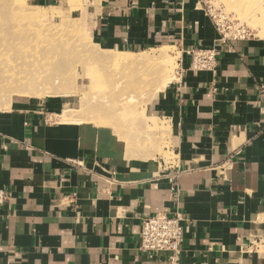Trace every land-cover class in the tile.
I'll use <instances>...</instances> for the list:
<instances>
[{"label":"crops","instance_id":"obj_1","mask_svg":"<svg viewBox=\"0 0 264 264\" xmlns=\"http://www.w3.org/2000/svg\"><path fill=\"white\" fill-rule=\"evenodd\" d=\"M111 51L173 44L179 76L152 111L171 161L130 155L107 128L56 120L57 102L0 110V264H170L140 250L142 221L181 213L180 264H264V38L222 42L193 0H104ZM215 48L216 73L189 52Z\"/></svg>","mask_w":264,"mask_h":264},{"label":"rangeland","instance_id":"obj_2","mask_svg":"<svg viewBox=\"0 0 264 264\" xmlns=\"http://www.w3.org/2000/svg\"><path fill=\"white\" fill-rule=\"evenodd\" d=\"M2 1L5 5H0V15L10 25L8 30L0 25V33L4 32L0 34V49H9L11 40L14 53L9 49L12 65L0 69V110L10 109L13 101L31 100L34 105L57 102L54 113L59 115L55 117L59 122H85L107 128L128 154L171 161L166 121L158 118L152 109L162 92L178 77L182 53L177 46L162 44L140 51L102 48L93 30L104 0ZM193 1L212 21L219 37L222 30L230 37L241 30L244 35L264 38V0L257 3L259 8L254 12L248 5L249 18L240 14L231 0ZM16 5L22 6L18 9H22V15L26 14L24 20L16 11V18L20 19L2 15L6 11L3 6L15 9ZM17 34L22 36L21 40ZM17 40L27 46L24 51L19 52L15 47ZM34 75L39 88H57L61 94L29 97L14 93L21 88L18 80L28 83L29 79L35 80ZM21 76L25 79H20Z\"/></svg>","mask_w":264,"mask_h":264},{"label":"built area","instance_id":"obj_3","mask_svg":"<svg viewBox=\"0 0 264 264\" xmlns=\"http://www.w3.org/2000/svg\"><path fill=\"white\" fill-rule=\"evenodd\" d=\"M224 25V24H223ZM219 26V24H217ZM219 27H223L220 25ZM249 36L237 31L233 37L220 31V40L228 42L232 39H244ZM191 57L190 68L198 72H210L215 74L218 67V53L215 48H195L189 52ZM179 74V70H178ZM179 76V75H178ZM260 92L264 96V86ZM5 195L0 194V204L5 200ZM184 222L181 213L173 216L158 213L147 217L142 221L140 250L148 255L154 253H169L170 264H180L182 256V244L184 242Z\"/></svg>","mask_w":264,"mask_h":264},{"label":"bare ground","instance_id":"obj_4","mask_svg":"<svg viewBox=\"0 0 264 264\" xmlns=\"http://www.w3.org/2000/svg\"><path fill=\"white\" fill-rule=\"evenodd\" d=\"M250 0H231V5L232 6H238V11H239V13L241 14V13H243V15L244 16H248V18H249V15H248V11H247V7H249L248 5H251L252 6V9H251V12H254V11H252V10H256V9H258L259 7L257 6V3L260 1V0H252V2H249ZM15 3H16V1H15ZM15 3H13V5H15ZM0 5H5V2L4 1H2V0H0ZM19 6V5H18ZM17 5L15 6V9L12 7V6H3L4 8H5V13L4 14H2V15H6L7 14V18L8 19H15V20H17V19H20V18H16V13L17 14H19L20 16H21V20H24L25 19V16H26V14H24V15H22V13H20V10H22L21 8H20V10L18 9L19 7H18ZM22 7V6H21ZM258 7V8H257ZM19 11H18V10ZM243 9V10H242ZM14 11H16V13L14 12ZM250 11V10H249ZM1 14V13H0ZM253 18V17H252ZM255 19V18H254ZM255 20H257V18L255 19ZM256 22V24H258L259 23V25H261L260 24V22L258 21V23H257V21H255ZM256 24H254V25H256ZM0 25H3L4 26V28L5 29H7L8 30V25H10V24H8V23H6V21H5V23L3 22V16H1L0 15ZM14 26H17V25H14ZM13 26V27H14ZM1 35H3L4 34V32H1L0 33ZM18 35V34H17ZM19 36V40H21L22 39V36H20V35H18ZM19 40H17V43L15 44V47L16 48H18L19 49V52H22V51H24L26 48H27V46H24V45H22V43H18V42H21V41H19ZM12 43H13V41H9V49L13 52V50H12V48H11V46H12ZM9 49H6V48H4V49H0V69H3L4 70V68L5 67H8V66H11L12 65V63H9L10 62V59H11V56H10V50ZM95 50V49H94ZM95 52H96V50H95ZM14 53V52H13ZM6 56H8V58H7V60L6 61H3V58H5ZM103 55H101V57H102ZM10 57V58H9ZM102 59H104V58H102ZM112 59V58H111ZM125 61H126V59H125ZM129 60L127 59V61L126 62H128ZM125 62V63H126ZM9 63V64H8ZM124 63V64H125ZM119 64V63H118ZM123 64V63H122ZM3 75H4V71H3ZM34 78H35V80L34 79H29V82L28 83H22V82H20L19 80H18V78H17V80H18V82H17V85L18 86H21V88H19V90L18 91H14V93L16 92V93H18V94H20V96H22V95H26V96H38V97H43V96H48V97H50V96H57V95H59V91H56V89H54V88H51V87H46V88H43V89H41V88H39L38 87V83H39V81H37V78H36V76L34 75ZM20 79H25L24 77H20ZM60 90V89H59ZM61 94V93H60ZM84 104H86V103H84ZM68 120H70L69 118H67ZM79 119V118H78ZM67 120V121H68ZM74 120V118L71 120V121H73ZM77 120V119H76ZM80 120V119H79ZM78 120V121H79ZM64 121H66L65 119H64ZM81 121V120H80ZM76 122V121H75ZM73 123H74V121H73ZM79 123V122H78ZM81 123V122H80Z\"/></svg>","mask_w":264,"mask_h":264}]
</instances>
